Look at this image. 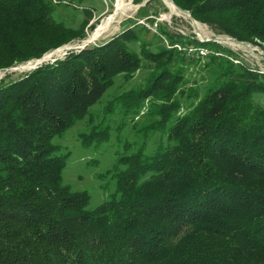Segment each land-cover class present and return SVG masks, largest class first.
Segmentation results:
<instances>
[{"label": "trees", "instance_id": "16d2710c", "mask_svg": "<svg viewBox=\"0 0 264 264\" xmlns=\"http://www.w3.org/2000/svg\"><path fill=\"white\" fill-rule=\"evenodd\" d=\"M173 1L218 35L264 45V0ZM56 7L0 0V70L86 38L85 26L54 19ZM144 28L0 83V264H264V73L162 25L173 46L210 51L205 94L182 113L181 98L198 96L184 94L194 58L149 48ZM141 56L154 65L147 85L116 103L133 113L148 101L145 135L167 140L120 155L114 193L92 208L87 191L65 184L69 155L55 140L118 76L142 68ZM107 131L85 145L108 141Z\"/></svg>", "mask_w": 264, "mask_h": 264}, {"label": "rangeland", "instance_id": "374dc122", "mask_svg": "<svg viewBox=\"0 0 264 264\" xmlns=\"http://www.w3.org/2000/svg\"><path fill=\"white\" fill-rule=\"evenodd\" d=\"M53 1L58 5L53 14L54 19L74 29L85 26L86 38L74 40L52 49L40 59L18 64L10 69L0 70V83L8 77L16 80L43 64L65 60L73 52L77 53L91 47L105 45V43L123 34L126 30L133 29L136 25H144L141 21L149 24L153 20L160 19L163 21L161 26H166L167 31L185 40L196 39L201 42L217 43L214 39L218 36H224L218 35L209 26L198 21H196V25L189 15L178 10H172L169 0H123V5L127 10L118 14L110 28L101 33L91 44V37L110 16L115 14L118 0ZM143 27H145V40L149 43V48L156 50L159 47L166 46L183 54L186 53L183 46L185 43L178 42L173 46L166 35L160 32V27L157 32L151 31L145 25ZM197 32L201 33L202 37L200 39ZM222 45L236 53L239 61L264 73V45L250 44L249 48L232 46L229 43H222ZM134 49L140 52L141 46L137 45ZM141 58L142 68L133 74L131 78H126L123 75L118 76L113 87L105 93L98 103L90 108L88 115L76 123L64 136L55 140L57 144L62 146L63 153L69 155L67 167L64 171L65 184L76 192L87 191L91 196L92 208L101 205L114 193L115 181L111 179L109 171L120 155L125 152L131 153L143 147L147 152H152L161 142L165 144L167 140L166 135L158 132L145 135V129L151 122L150 117L147 116L148 101L141 110L133 113L125 112L116 103L119 96L142 89L147 85L148 79L154 70V65L145 57L141 56ZM191 60L185 64L186 84L184 90H187V93L184 94L196 93L198 96L181 98L183 103L182 113L193 102L197 103L203 97L207 83L210 82V76L206 69L208 57H197ZM106 129L108 130V141L100 144L94 143L91 146L85 145V139H90L89 136L94 131H97L100 135Z\"/></svg>", "mask_w": 264, "mask_h": 264}, {"label": "built area", "instance_id": "2783aa9c", "mask_svg": "<svg viewBox=\"0 0 264 264\" xmlns=\"http://www.w3.org/2000/svg\"><path fill=\"white\" fill-rule=\"evenodd\" d=\"M56 2V1H55ZM145 26H147V28L151 29V31H154V32H157V30L159 29V27L161 26V23L163 21H161L160 19H156V21L154 20V22L152 23H146L145 21H141ZM143 25V26H144ZM197 35H198V38L200 39L201 36V33L197 32ZM224 38V39H223ZM232 38H229L228 36L225 37L224 36H218L216 37L214 40H217V43L219 44H222V43H229L230 45L232 46H238V47H245V46H242L240 44H237V43H233L231 41ZM251 46V45H250ZM178 48H180L178 46ZM247 48V47H246ZM184 51L186 52V55L188 57H192V58H197V57H200V58H205L207 57L209 54H210V51L207 50L206 48L204 50H201V51H194L192 49V46L187 48V49H184Z\"/></svg>", "mask_w": 264, "mask_h": 264}, {"label": "bare ground", "instance_id": "6f19581e", "mask_svg": "<svg viewBox=\"0 0 264 264\" xmlns=\"http://www.w3.org/2000/svg\"><path fill=\"white\" fill-rule=\"evenodd\" d=\"M169 2V5H170V7H171V9L172 10H177L176 8H175V6L170 2V0L168 1ZM118 4H117V10H116V12H115V14L114 15H112V16H110L106 21H105V23L96 31V33L91 37V40H90V43L91 42H93V41H95L99 36H100V34L101 33H103V32H105V31H107L109 28H110V26L112 25V23L114 22V20H115V17L118 15V14H120V13H123V12H125L127 9H125V7H124V5H123V0H118V2H117ZM197 25V24H196ZM112 34V33H111ZM203 41H205V40H203ZM215 41H217V40H215ZM92 44V43H91ZM192 49L194 50V51H201V50H204L205 48H203V47H192Z\"/></svg>", "mask_w": 264, "mask_h": 264}, {"label": "water", "instance_id": "95a60500", "mask_svg": "<svg viewBox=\"0 0 264 264\" xmlns=\"http://www.w3.org/2000/svg\"><path fill=\"white\" fill-rule=\"evenodd\" d=\"M171 3L175 6V8H176L178 11H180V12H182V13H185V14L189 15V16L194 20V23L197 24L196 20L192 17V15H191V13H190L189 11H186V10L181 9L180 7H178V6L175 4L174 1H171ZM223 39H224V38H223ZM231 41H232L233 43L240 44V45L245 46V47H247V48L250 47L249 44H246V43H244V42H239V41H236V40H234V39H231Z\"/></svg>", "mask_w": 264, "mask_h": 264}]
</instances>
